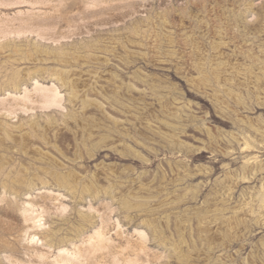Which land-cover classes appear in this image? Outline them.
Instances as JSON below:
<instances>
[{"label": "rangeland", "instance_id": "obj_1", "mask_svg": "<svg viewBox=\"0 0 264 264\" xmlns=\"http://www.w3.org/2000/svg\"><path fill=\"white\" fill-rule=\"evenodd\" d=\"M33 18L49 28L15 32ZM6 50L0 186L6 179L18 196L1 187L0 198L12 208L40 211L49 200L75 245L99 227L106 239L95 264H124L136 250L149 259L135 264H264V0H0ZM224 64L259 77L223 74ZM35 82L56 89L57 101ZM176 99L188 109L172 121ZM161 118L175 122L171 132L149 129ZM19 221L0 226V241L24 250L34 229Z\"/></svg>", "mask_w": 264, "mask_h": 264}, {"label": "bare ground", "instance_id": "obj_2", "mask_svg": "<svg viewBox=\"0 0 264 264\" xmlns=\"http://www.w3.org/2000/svg\"><path fill=\"white\" fill-rule=\"evenodd\" d=\"M31 19V18H30ZM30 19H28V20H26V21H29ZM34 19H36V18H33V21H35ZM25 23V22H24ZM28 24V23H27ZM52 24V23H51ZM166 24V23H165ZM49 25H50V22L48 21V19L47 20H42V19H39V21H35V22H32V23H30V26H21V25H19L20 27H17L16 28V33H24V32H26V31H34V29H37V30H39L40 28L42 29H45V28H49ZM167 25V24H166ZM165 26V25H164ZM166 27H168V25L166 26ZM150 28V27H149ZM169 28V27H168ZM46 30V29H45ZM148 30V29H147ZM154 30H155V28H154ZM163 30V29H162ZM164 31V30H163ZM162 31V32H163ZM150 32H152V31H150ZM168 32V31H167ZM167 32H165V33H167ZM221 32V31H220ZM145 33V32H144ZM156 33V32H155ZM171 33V32H170ZM39 35H42V34H44V33H38ZM146 34V33H145ZM157 34V33H156ZM164 34V33H163ZM147 35V34H146ZM158 35V34H157ZM148 36H152L153 38H154V35H148ZM164 36H165V34H164ZM168 37V36H167ZM167 37L165 38V39H167ZM52 37H49V39H51ZM54 38V37H53ZM52 38V39H53ZM155 38H156V35H155ZM155 38H154V43H155ZM158 38H159V35H158ZM55 39V38H54ZM146 39H147V37H146ZM148 39H150V38H148ZM147 39V40H148ZM151 40H153V39H151ZM159 40V39H158ZM152 42V41H151ZM169 42V41H168ZM153 43V42H152ZM248 51H250V49L248 48ZM11 52V51H10ZM10 52H7V50L6 51H1L0 52V54H3L7 59L10 57L9 56V54H10ZM243 54H245V52L243 53ZM12 57V56H11ZM246 57H248L249 58V60L252 62V63H257V59L256 58H254V57H252V56H249V55H247L246 54ZM13 58V57H12ZM245 58V57H244ZM11 59V58H10ZM13 59H16V57L15 58H13ZM216 59H218L217 58V56H216ZM12 60V59H11ZM13 61V60H12ZM214 62H215V60H214ZM217 62V61H216ZM263 62V61H262ZM202 63V62H201ZM259 63V62H258ZM211 64H212V62H211ZM260 64V63H259ZM263 64V63H262ZM204 65V64H203ZM210 65V64H209ZM228 65H229V63H228ZM249 65V64H248ZM202 66V65H201ZM206 66V65H205ZM204 66V67H205ZM215 66L216 65H214V68H215ZM246 66V65H245ZM249 66H251V65H249ZM200 67V66H199ZM203 67V66H202ZM235 66L233 65L232 66V64H231V66H227V65H222L221 66V70H219L217 67V71H215V69L213 70V72L210 70L209 72H212V74L214 73V71L215 72H219V71H221L223 74H233V75H235L234 77H236L237 75L239 76V74H240V76H242V77H248L249 79L250 78H253V80L254 79H256V75H258V74H254L253 73V71L251 72V71H246V72H242V73H240L239 71H237L236 70V68H234ZM206 68V67H205ZM210 68V67H209ZM240 68H242V67H240ZM254 68V67H253ZM257 68H259V69H261V65L260 66H258V67H256V69ZM23 69V68H22ZM238 69V68H237ZM244 69V68H243ZM246 69V68H245ZM249 69V68H248ZM255 69V70H256ZM258 69V70H259ZM262 69H264L263 67H262ZM24 71H26L25 69H23ZM204 70V69H203ZM219 70V71H218ZM240 70V69H239ZM257 71V70H256ZM262 71V70H261ZM260 71V72H261ZM264 71V70H263ZM23 72V71H22ZM24 73V72H23ZM28 73V72H27ZM202 73V72H201ZM220 73V72H219ZM219 73H216V74H219ZM220 74V76L221 75H223V74ZM257 73H259V71L257 72ZM264 73V72H263ZM25 74V73H24ZM29 74V73H28ZM215 73H214V80H216L215 78V75H216ZM237 74V75H236ZM261 74V73H260ZM200 75V74H199ZM202 75V74H201ZM90 76V78L91 77H93L92 75H89ZM217 76V75H216ZM238 76L236 77V78H238ZM222 77V76H221ZM242 77H240V80H243L242 79ZM258 77H259V75H258ZM96 78V77H95ZM94 78V79H95ZM199 78H200V76H199ZM203 78V77H202ZM201 78V79H202ZM92 79V78H91ZM217 79H218V77H217ZM93 80V79H92ZM195 80V79H194ZM258 81H259V79H257ZM203 79H202V83H203ZM250 81H251V79H250ZM250 81H248V82H250ZM215 82V81H214ZM217 82V81H216ZM254 82H255V80H254ZM208 83V82H207ZM206 83V84H207ZM35 84H36V86H35V89L36 90H38V91H48V93L46 92V93H41L42 94V96H44L45 98H46V102L47 103H55L56 101H57V96H58V92L56 91V89H47V88H42L40 85H38V83L37 82H35ZM192 84V83H191ZM204 84V83H203ZM202 84V85H203ZM217 84V83H216ZM220 84V83H219ZM218 84V85H219ZM256 84V83H255ZM224 85V84H223ZM223 85H221V86H223ZM255 86V85H254ZM253 86V87H254ZM257 87V86H256ZM205 88H209V84H208V87L207 86H205ZM211 88V87H210ZM202 89H204V88H202ZM257 89H259V88H257ZM226 90V89H225ZM262 90V89H261ZM208 91V90H207ZM227 91V90H226ZM256 91V90H255ZM24 92H25V90H24ZM206 92V91H205ZM225 92V91H224ZM257 94H259V93H257ZM215 96H217V94L215 95ZM25 97V96H24ZM214 99H215V97H213ZM217 99H219V98H217ZM177 100V99H176ZM174 101L173 102V109H174V111H170L171 112V114L170 113H167V114H170L171 115V117H172V121H173V119L175 120H177L178 118H180V117H182V116H185L186 114H184L185 113V108H187V106H185V104L183 105L182 104V102L180 103L179 102V100H177V101ZM214 102H215V100H214ZM213 102V103H214ZM217 102V101H216ZM219 102H220V100H219ZM218 103V102H217ZM219 104V103H218ZM218 104H216V105H218ZM221 104V103H220ZM219 104V105H220ZM97 107H98V105H96ZM100 106V105H99ZM184 106H185V108H184ZM220 106H222V105H220ZM99 108V107H98ZM219 108H221V107H219ZM188 109V108H187ZM167 114H165V115H167ZM170 115H169V119H170ZM166 118V117H165ZM164 119V118H163ZM162 118H161V120L160 119H158L159 121H155V124H154V122H153V124H148L147 126H149V129H152L151 131H154V129H156L157 130V128L158 127H162V126H164L165 127V129L166 130H169V132H171L170 130H172L173 129V125L172 124H174L175 125V122L174 123H172L171 124V122L170 121H168V122H166V119L165 120H163ZM168 120V119H167ZM178 121V120H177ZM3 122V121H2ZM6 123V122H5ZM4 123V124H5ZM1 124V123H0ZM6 125H8L7 123H6ZM12 126V125H11ZM6 127V126H5ZM160 127V128H161ZM1 128V127H0ZM9 128V127H8ZM16 128V127H15ZM18 129H20V128H18ZM7 130V129H6ZM10 130H12V129H10ZM159 130V129H158ZM8 131V130H7ZM15 131V130H14ZM21 131V130H20ZM19 131V132H20ZM258 131H260V130H257L256 132H258ZM3 132H5L4 130H3ZM11 132V131H10ZM163 131H159V134L160 133H162ZM261 132V131H260ZM260 132H258L257 134H259ZM15 133V132H14ZM163 133H165V132H163ZM261 133H263V132H261ZM173 134V133H172ZM171 134V135H172ZM264 134V133H263ZM263 134H261V135H263ZM165 136V135H169L168 133L167 134H162L161 136ZM171 135H169V138H168V140L170 139V137H171ZM174 135V134H173ZM260 135V136H261ZM160 136V135H159ZM164 136L162 137V138H164ZM231 137H232V135H230ZM229 138V139H232V138ZM263 137V136H262ZM165 138H166V136H165ZM174 138V140L176 141V139H175V137H173ZM172 139V138H171ZM228 139V138H227ZM228 139V140H229ZM234 139V138H233ZM236 139H238V137L236 138ZM263 139V138H262ZM262 139H261V141H262ZM235 140V139H234ZM171 141V140H170ZM237 141V140H236ZM239 142H240V139L238 140ZM229 142V144L231 143V141L229 140L228 141ZM245 143H246V141H244ZM233 143V142H232ZM231 143V144H232ZM263 143V142H262ZM106 144V143H105ZM107 144H108V142H107ZM230 144V145H231ZM237 144V143H236ZM248 145V144H247ZM261 145V144H260ZM247 147V146H246ZM245 147V148H246ZM257 154H255V156H256ZM246 160V159H245ZM263 160H264V158H263ZM252 161V160H251ZM243 162H244V160H243ZM264 162V161H263ZM249 163V162H248ZM252 164H251V167H252V169H254L253 167L256 165V162L255 161H252L251 162ZM258 164H259V162H257ZM249 165V164H248ZM259 165H262V164H259ZM250 167V166H249ZM248 169V168H247ZM256 169V168H255ZM253 171V170H252ZM253 173V172H252ZM7 177V176H6ZM108 177V176H107ZM225 177H226V175H225ZM26 178V177H25ZM30 179H32L31 177H29ZM57 179H58V177H56ZM9 179V178H8ZM7 179V180H8ZM34 179V178H33ZM33 179L32 180H30V181H33ZM56 179V180H57ZM2 181H3V184L0 186V188L2 187V189H1V191L3 192V193H9V194H12V196L14 195V194H18V193H15V191L12 189V188H10V187H8V185H6V184H4V183H6L5 182V180H3V179H1ZM27 180V179H26ZM13 181V179L11 180V182ZM29 181V180H28ZM30 181L26 184V185H28V186H31V185H33L34 186V184H31L30 183ZM224 181V180H223ZM226 181V180H225ZM225 181H224V183H225ZM9 182V181H8ZM11 182H10V184H11ZM17 182V181H16ZM15 182V183H16ZM36 182V181H35ZM57 182V181H56ZM55 182V183H56ZM58 182H60L59 180H58ZM63 182V181H62ZM61 182V183H62ZM13 183H14V181H13ZM15 183H14V186H15ZM19 183V182H18ZM40 183V182H39ZM43 183V182H42ZM60 183V184H61ZM68 183V182H67ZM25 184V183H24ZM24 184H20L21 186L22 185H24ZM31 184V185H30ZM59 184V183H58ZM220 184V183H219ZM19 185V184H18ZM43 185V184H42ZM63 185H65V186H67L66 184H63ZM72 185V184H71ZM221 185V184H220ZM11 186H12V184H11ZM20 186V187H21ZM28 186H26L25 188L26 189H28ZM35 186H37V185H35ZM40 186H41V183H40ZM57 186V185H56ZM61 186V185H60ZM59 186V187H60ZM64 186V187H65ZM217 186H218V184H217ZM16 187V186H15ZM15 187H14V189H15ZM73 187V186H72ZM71 187V188H72ZM75 187V186H74ZM73 187V188H74ZM31 188V187H30ZM29 188V189H30ZM34 188V187H33ZM62 188V187H61ZM68 188V187H67ZM69 188H70V186H69ZM63 189V188H62ZM66 189V187L64 188V190ZM74 189H77V188H74ZM17 190V192L19 191L18 189H16ZM68 190V189H67ZM26 192V191H25ZM24 192V193H25ZM65 192V191H64ZM69 192V191H68ZM76 192V191H75ZM82 193V192H81ZM1 194V193H0ZM8 194V195H9ZM74 193H72V198H74V196L75 195H73ZM76 194V193H75ZM78 194V193H77ZM3 195V196H2ZM1 196V198H0V226L2 227H4L5 229H7V230H10V226H12V224H14L15 222L17 223V220H20L19 221V225L21 224L20 222L22 221V222H30V224H31V226L30 225H28V227L30 226L31 228H33L34 229V231L32 232V234L31 235H29V241H27V242H29L30 244V247L28 246V247H24V250H15V248H12V245L7 241V239L5 240H1L0 241V257H3L4 259H6V260H8V261H10L11 262V264H30V263H32V262H34L35 264H95V259H94V255H95V253L98 251V249L100 250V249H102V247H103V243L105 242L104 241V239H106L105 237H103L102 235L103 234H101V232L98 230L99 229V227H98V229H95V230H92V233L89 235V232H88V237H87V240H85L84 242H86V244L84 243V245H81L80 243H79V241H78V245H75V240L73 241V236H71V234H69L67 231H65L66 229H63L62 228V222H60L59 221V219H58V215H57V218H56V216H53L54 215V213H52V207H51V203H49L50 201L48 200V201H42L41 202V204L38 206L39 208H40V211H38V209L37 208H35V206H34V204H32V203H27L26 202V204H25V206L23 205L22 207H20V208H17L18 210H16V209H14V208H12L11 207V205L10 204H12V202L10 203L9 201H7V200H5V198H4V194H2ZM11 196V195H10ZM18 196V195H17ZM80 197H82V196H80ZM79 197V198H80ZM8 199V198H7ZM167 198H165L164 200H166ZM47 200V199H46ZM73 200V199H72ZM162 201V203L163 202H166V206H167V200L166 201ZM77 201H78V199H77ZM80 201H81V199H80ZM170 201V200H169ZM169 201H168V204L171 206V204L169 203ZM223 201V200H222ZM75 202V201H74ZM171 202V201H170ZM224 202V201H223ZM25 203V202H24ZM78 203H80V202H78ZM161 203V204H162ZM172 203V202H171ZM39 204V203H38ZM77 204V203H76ZM160 204V205H161ZM159 205V204H158ZM157 205V206H158ZM163 206L165 205V204H162ZM76 206V205H75ZM37 207V206H36ZM90 207H91V205H90ZM89 207V208H90ZM169 207V206H168ZM53 211L55 212V207L53 206ZM65 208V207H64ZM76 208V207H75ZM158 208H159V206H158ZM163 208V207H162ZM164 208H167V207H164ZM159 209H161V208H159ZM169 209V208H168ZM215 209V208H214ZM234 209H236V208H234ZM233 209V210H234ZM239 209H240V207H239ZM242 209V208H241ZM77 210H79V209H77ZM156 210H157V207H156ZM167 210V209H166ZM216 210V209H215ZM220 210V209H219ZM224 210V209H223ZM238 210V209H237ZM247 210V209H246ZM164 211V210H163ZM218 211V210H217ZM41 212L42 213H45L46 215H48V220L46 221V222H43V223H41L40 222V215H41ZM211 212L213 213L214 212V210H211ZM216 212V211H215ZM221 212H222V210H221ZM232 211H230V213H231ZM240 212H242L241 210H240ZM79 213H80V211H79ZM79 213H77V215L79 214ZM217 213H219V211L217 212ZM225 213V212H224ZM223 213V214H224ZM229 213V214H230ZM238 212L237 211H235V215L237 214ZM242 213H245V212H242ZM249 213V214H248ZM252 213V212H251ZM55 214H56V212H55ZM223 214H222V216H223ZM239 215H241L240 213H238ZM237 214V215H238ZM247 214L248 215H250V210L248 211L247 210ZM87 215V214H86ZM207 216H204L203 218H207V217H210L209 215H208V213L206 214ZM214 215H216V214H214ZM220 215H221V213H220ZM233 214L231 213V215L230 216H232ZM248 215H246V216H248ZM88 216V218L89 217H92V216H89V215H87ZM229 216V217H230ZM228 217V216H227ZM227 217H225V218H227ZM233 217V216H232ZM236 217V216H235ZM251 217V216H250ZM61 218V217H60ZM215 218L217 219V216H215ZM214 218V219H215ZM253 218V217H252ZM84 219H85V216H84ZM208 219V220H207ZM205 221H204V223L203 224H205V227H206V225L207 226H209L210 224L209 223H212L214 220H213V218H207ZM212 219V220H211ZM215 219V220H216ZM62 220V219H61ZM65 220V219H64ZM86 220V219H85ZM94 220V219H93ZM203 220V219H202ZM218 220V219H217ZM221 220V219H220ZM88 221V220H87ZM200 221H201V219H200ZM222 221V220H221ZM220 221V222H221ZM26 222L25 223H23V224H25V228L24 229H26ZM226 222V221H225ZM224 222V223H225ZM16 223H15V225H16ZM65 223V222H64ZM201 223V224H202ZM222 223V222H221ZM223 223V224H224ZM88 224H90V222H88ZM202 224V225H203ZM214 224V223H213ZM217 224V223H216ZM220 223H218L217 225H219ZM18 225V224H17ZM67 225V224H66ZM71 225V224H70ZM96 225V224H95ZM95 225H94V227H95ZM200 225V224H199ZM202 225H200L201 227H202ZM215 225V224H214ZM225 225V224H224ZM14 226V225H13ZM19 227H21V226H19ZM27 227V228H28ZM29 227V228H30ZM69 227V226H68ZM81 227V226H80ZM79 227V228H80ZM92 227V226H91ZM103 227V226H102ZM203 227H204V225H203ZM4 228H2V229H4ZM18 228V227H17ZM17 228H15V229H17ZM67 228V227H66ZM78 228V227H77ZM82 228V227H81ZM207 228V227H206ZM221 228V227H220ZM15 229H14V231H15ZM22 229V228H21ZM82 229H84V228H82ZM82 229H80V230H82ZM93 229V228H92ZM216 229V228H215ZM12 231H13V229H11ZM28 230V229H27ZM69 230V229H68ZM71 230V229H70ZM80 230H77V231H80ZM101 230V229H100ZM11 231V232H12ZM73 231V230H72ZM71 231V232H72ZM91 231V230H90ZM102 231V230H101ZM3 232V231H2ZM4 232H5V230H4ZM24 232H26V230L24 231ZM28 232V231H27ZM70 232V231H69ZM82 232V231H81ZM18 233V232H17ZM20 233H21V231H20ZM74 233H76V232H74ZM79 233V232H78ZM7 234H8V232H7ZM15 234V233H14ZM19 234V233H18ZM17 234V235H18ZM23 234V233H22ZM25 235V234H24ZM72 235H73V233H72ZM9 236V235H8ZM14 236V235H13ZM20 236V235H19ZM21 236H23V235H21ZM76 236V235H75ZM15 237V236H14ZM13 237V238H14ZM36 237H37V240H41V244H40V246H37L36 245V243H35V245L34 244H32V242L34 243V241H35V239H36ZM81 237V236H80ZM79 237V240L82 238L83 239V236L80 238ZM85 237V236H84ZM1 239H2V237H0ZM12 238V239H13ZM10 239V238H9ZM76 239H77V237H76ZM16 241V240H15ZM81 243H82V240L80 241ZM108 242V241H107ZM106 242V243H107ZM68 243H69V245H71L72 244V246H74V248H73V250H69L67 247H65L66 245L68 246ZM134 244V243H133ZM141 244V243H140ZM142 245V244H141ZM140 245V246H141ZM26 246V245H25ZM72 246H71V248H72ZM106 246V245H105ZM132 246V245H131ZM143 246V245H142ZM141 246V247H142ZM110 247V246H109ZM133 247V246H132ZM144 247V246H143ZM122 248V247H121ZM135 248H136V246H135ZM139 248V247H138ZM123 249L124 250H126L124 247H123ZM131 249V248H130ZM137 249V248H136ZM145 249V248H144ZM54 250H56V252L54 253V254H52V256H53V258H52V260L49 262L48 261V258H49V254H51V252L52 251H54ZM103 250V249H102ZM123 251V250H122ZM121 251V252H122ZM148 250H136V251H134L133 252V256H131V257H133V258H131V257H127V258H124V264H135V263H137L136 261H144L145 260V258L147 257V255H148V253L149 252H147ZM103 253V252H102ZM105 253V252H104ZM119 253V252H118ZM122 254V253H121ZM220 256H221V254H219ZM218 255V256H219ZM51 256V257H52ZM110 256V255H109ZM113 256V255H112ZM122 256V255H121ZM116 258V257H115ZM148 258V257H147ZM49 259H51V258H49ZM98 259V258H97ZM149 259V258H148ZM148 259H146V260H148ZM111 260V259H110ZM114 260V259H113ZM112 260V261H113ZM104 261V260H103ZM27 262V263H26ZM117 262V261H116ZM33 263V264H34ZM10 264V263H9ZM99 264H100V262H99ZM118 264H119V262H118Z\"/></svg>", "mask_w": 264, "mask_h": 264}]
</instances>
